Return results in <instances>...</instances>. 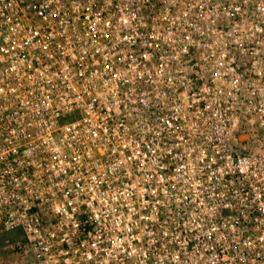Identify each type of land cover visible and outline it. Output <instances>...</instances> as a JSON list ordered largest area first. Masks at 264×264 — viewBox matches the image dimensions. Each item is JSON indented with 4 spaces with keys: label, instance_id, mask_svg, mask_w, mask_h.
I'll return each instance as SVG.
<instances>
[{
    "label": "built area",
    "instance_id": "1",
    "mask_svg": "<svg viewBox=\"0 0 264 264\" xmlns=\"http://www.w3.org/2000/svg\"><path fill=\"white\" fill-rule=\"evenodd\" d=\"M9 264H264V0H0Z\"/></svg>",
    "mask_w": 264,
    "mask_h": 264
},
{
    "label": "rangeland",
    "instance_id": "2",
    "mask_svg": "<svg viewBox=\"0 0 264 264\" xmlns=\"http://www.w3.org/2000/svg\"><path fill=\"white\" fill-rule=\"evenodd\" d=\"M23 231L20 228L13 229L10 231H6L2 234H0V243L3 242L4 244L0 247V264H9L10 259V245L11 243L20 238L23 235Z\"/></svg>",
    "mask_w": 264,
    "mask_h": 264
},
{
    "label": "trees",
    "instance_id": "3",
    "mask_svg": "<svg viewBox=\"0 0 264 264\" xmlns=\"http://www.w3.org/2000/svg\"><path fill=\"white\" fill-rule=\"evenodd\" d=\"M3 244H4V243H3V242H1V243H0V247H1Z\"/></svg>",
    "mask_w": 264,
    "mask_h": 264
}]
</instances>
